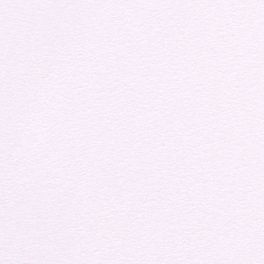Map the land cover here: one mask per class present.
<instances>
[{"label":"snow or ice","instance_id":"1","mask_svg":"<svg viewBox=\"0 0 264 264\" xmlns=\"http://www.w3.org/2000/svg\"><path fill=\"white\" fill-rule=\"evenodd\" d=\"M0 264H264V0H0Z\"/></svg>","mask_w":264,"mask_h":264}]
</instances>
